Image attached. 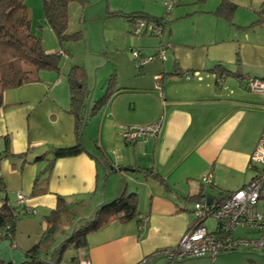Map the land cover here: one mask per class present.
Masks as SVG:
<instances>
[{
	"label": "crops",
	"instance_id": "1",
	"mask_svg": "<svg viewBox=\"0 0 264 264\" xmlns=\"http://www.w3.org/2000/svg\"><path fill=\"white\" fill-rule=\"evenodd\" d=\"M248 32L238 40L241 75L229 74L238 78L241 88L238 92L229 88L227 94L236 93L234 97L226 96V78L213 69L217 63L235 68L232 57L226 58L233 44L220 45L225 53L215 48L224 39L178 43L164 53V59H153L138 68L129 55L131 48L154 55L157 46L139 44L124 51L110 48L106 42L104 49H93L89 66L81 63L87 87H92L94 76L93 92L100 84L97 98L113 75L114 91L102 109L87 118L81 138L85 150L57 158L49 172L47 191L34 196L30 195L33 180L45 167V161H35L34 156L52 146L76 144L78 139L68 112V63L58 72L41 70L37 81L6 89L3 99L8 105L0 108V179L5 186L0 204L7 201L19 209L29 207L44 218L61 195L68 204L65 210L74 212L73 220H82L99 204L135 192L139 214L128 220L114 218L89 233L86 247L76 255L85 254L90 264H220L219 258L210 256L176 262L163 251L174 247L194 223L196 195L210 197L209 203L218 202L223 197L220 191H233L254 174L248 161L264 129V91L246 87L243 79L264 80V40L260 34L250 37ZM187 70L198 73L185 78ZM158 119L157 135L131 141L124 138L129 126ZM6 140L11 154L3 152ZM22 152L24 156H17ZM109 165L120 170L108 172ZM245 170L252 171L247 179ZM207 172L211 173L208 185L201 181ZM222 172L225 175L216 176ZM227 174L231 177L225 178ZM100 178L104 180L102 194ZM13 191L25 196L23 203H18ZM26 214L16 219L12 243L25 250L39 241L46 226L45 218L38 225L34 218L25 223ZM66 228L64 224L60 229ZM58 239L52 236L44 250L53 252Z\"/></svg>",
	"mask_w": 264,
	"mask_h": 264
},
{
	"label": "rangeland",
	"instance_id": "2",
	"mask_svg": "<svg viewBox=\"0 0 264 264\" xmlns=\"http://www.w3.org/2000/svg\"><path fill=\"white\" fill-rule=\"evenodd\" d=\"M84 1V6L75 2L68 5L67 30L68 32L77 30L82 31V39L78 41L64 40L60 42L45 19L42 0H24L31 19V32L41 39L45 51L56 53L61 52L59 67L61 69L64 62L68 63L67 72L72 64L86 62L89 66L90 58L92 57H89L90 52L98 47L104 49V44L106 42L108 43V47L120 48L124 51H128V49H130L129 46L136 47L139 44H143L145 47L157 46V51L160 45H164L166 52L171 51L174 47L177 48L178 45L176 44L178 43L182 44L183 42H192L194 40L202 43L210 42L211 40L219 38L224 40L217 43L215 48H222L225 53V49L220 47V45L227 42L232 43V52L231 54H228L226 58L232 57L233 63L236 62V59H239V63L242 64L240 41L238 40L242 39L241 36L244 35L245 31H249L248 33L250 37L253 35L258 36L260 34L261 39L264 40V23H255L258 17L257 11L260 8L259 6L261 5L262 0H231L236 4L232 12L231 21L214 13L220 0H174L171 5L166 3L169 0ZM113 11H119V15L110 14V12ZM136 11H146L148 15L161 17L163 24L158 25L162 29L160 35L147 32L135 33L133 31L134 21L140 19H134L132 21L127 15ZM148 22L150 25L155 24L152 21ZM129 55L132 57L131 51H129ZM156 58L161 59L158 55L154 54L151 60ZM134 64L136 65V61H134ZM224 65L232 71L236 69V66H234L235 68H231L226 63H224ZM183 73H187L189 77L191 74H197L198 72L196 71V73H192L187 70ZM224 77L226 78L224 85L227 87L223 92H226L227 94L229 88L234 89L235 92L240 91L241 88L238 87L236 82L238 78L229 74H225L223 78ZM94 80L93 76V84ZM217 80L219 79L217 78ZM104 81L102 83H104ZM219 81L221 82L222 80L220 79ZM229 82H234L235 84L231 85ZM99 87L100 84L97 85L96 91L93 92L92 99H95ZM235 94H227L226 96L234 97ZM251 173L252 171L245 170V179L249 178ZM223 175L225 174L222 172L216 176ZM228 177H231V175L227 174L225 176V178ZM239 177H241V175ZM216 178H214V181L219 184L220 181L218 182ZM99 182V190L102 194L104 180L100 178ZM42 193L45 192L39 194ZM13 195L16 197L15 191H13ZM23 197L25 198L24 195ZM141 203L143 204V202ZM141 203L139 204V209L141 208ZM188 204V209H191L192 202L189 201ZM143 208V210H145V207ZM257 209L264 212V200L257 203ZM50 211L51 209L48 210V212ZM66 212L67 213L62 215L58 229L53 236L59 238L53 246L59 245V243L66 238L65 230H68L67 233L70 232L78 220V218L73 220V217H75L73 211L68 210ZM25 213H28L26 214L27 216L23 218L25 223H28L30 219L34 218L35 223L38 225V221L44 219L43 215L34 213V210L31 209ZM25 213H22L21 215L23 216ZM64 224L67 225V228L65 230L60 229ZM205 225L210 230L213 229L215 226L214 218L212 216H207L205 219ZM236 231L241 234L244 233V230L241 229H237ZM25 251L26 250L22 249L20 246L16 247L14 244L12 245L10 239L0 238V264H32L25 256ZM77 252L78 249L72 244H69L61 254L59 264H74L72 257L76 256ZM40 257L41 259L49 261L52 257V253L50 250L42 251ZM216 258L220 259V264H264V250L231 251L221 253L217 255ZM188 260L190 259H187L186 261Z\"/></svg>",
	"mask_w": 264,
	"mask_h": 264
},
{
	"label": "trees",
	"instance_id": "3",
	"mask_svg": "<svg viewBox=\"0 0 264 264\" xmlns=\"http://www.w3.org/2000/svg\"><path fill=\"white\" fill-rule=\"evenodd\" d=\"M72 2L84 6L85 1L42 0L45 19L60 42L82 39V31L68 32L67 30L68 5ZM235 6L236 4L231 0H220L214 13L231 21ZM110 14L118 15L119 11H113ZM257 14L258 17L255 23H264V0L261 2ZM127 17L132 21L141 18L146 21H152L155 24H163L161 17L151 16L143 11L131 12ZM30 25L31 19L24 0H0V108L8 105L3 99V93L6 89L18 87L26 82L37 81L40 78L41 70H55L58 72L60 69L59 59L61 53L45 51L42 47L41 39L31 32ZM234 65L236 66L234 71L223 63H217L213 69L216 70L219 77L225 74L241 75L239 74L241 70L239 59H236ZM66 75L69 84L70 101L68 112L74 118V129L78 138L85 116V103L89 93V88L86 84V71L82 64H72ZM113 80L114 76L111 75L104 92L99 97L92 99L88 117L96 114L105 105L109 95L114 91ZM243 80H245L244 83L248 87L246 84L247 78ZM83 150L85 149L82 141L77 139L76 144L52 146L50 149L35 155L34 160H44L45 167L43 171H40L35 176L30 195L34 196L47 191L49 172L57 158L77 155ZM3 152L11 154L8 151L7 140L6 148ZM17 156L22 157L24 153H19ZM93 157L98 160L102 158L97 155ZM4 190V183L0 179V191ZM225 193L220 191L222 195H225ZM200 194L196 195V199H199ZM67 207L68 204L64 197L57 195L56 206L44 216L46 226L41 233L39 241L25 251V256L30 263L49 264V261H55L59 264L61 254L69 244H72L77 249H83L87 245V235L89 233L96 231L114 218L128 220L139 214L136 193H122L111 201L99 204L91 216L77 222L73 229L66 233V238L51 252L52 257L49 261L41 259L40 254L45 251L47 241L56 233L59 221L66 212L65 208ZM20 209L7 201H3L0 204V231L2 232L0 238L10 239L11 244L14 242L16 219L19 217L17 214ZM79 257L78 255L72 257L74 264L78 263Z\"/></svg>",
	"mask_w": 264,
	"mask_h": 264
},
{
	"label": "built area",
	"instance_id": "4",
	"mask_svg": "<svg viewBox=\"0 0 264 264\" xmlns=\"http://www.w3.org/2000/svg\"><path fill=\"white\" fill-rule=\"evenodd\" d=\"M173 1L169 0L166 3L171 5ZM138 19L140 20L134 21L133 24L135 33L147 32L160 35L162 32L161 27L158 26L161 24L150 25L148 21ZM164 53V45H160L156 55L164 59ZM131 54L136 61L135 67L137 68L151 60L153 56L141 54L138 49H131ZM184 77L188 78L187 73H184ZM246 81L250 89L264 91V80L247 78ZM160 124L161 120L158 119L147 124L131 125L124 131L123 136L128 141L138 137L155 136L159 132ZM248 167L254 170L249 181L227 192L218 202L208 203L206 199H198L194 202V223L188 227L174 247L163 251L169 260L198 256L214 258L221 253L231 251L264 250V212L257 209V203L264 200V129L249 157ZM201 181L203 184H210L211 173L203 174ZM16 197L18 203L24 202L22 193L17 192ZM29 210V207H23L17 215L20 216ZM207 216H212L215 220L212 230L204 224ZM237 229L244 230L247 234L240 235ZM48 263L57 264L55 261ZM77 264H90V261L82 254Z\"/></svg>",
	"mask_w": 264,
	"mask_h": 264
},
{
	"label": "water",
	"instance_id": "5",
	"mask_svg": "<svg viewBox=\"0 0 264 264\" xmlns=\"http://www.w3.org/2000/svg\"><path fill=\"white\" fill-rule=\"evenodd\" d=\"M93 87H94V84L92 85V87L89 89V93H88V96H87V99H86V103H85V116H84V119H83V122H82V126H81V130H80V133H79V135H78V140H80L81 141V136H82V133H83V131H84V128H85V125H86V121H87V118H88V111H89V108H90V103H91V101H92V92H93ZM115 170H120V167L119 168H115L113 165H109L108 166V172L109 171H115ZM123 170H127V168L126 167H123ZM206 200L208 201V203L210 202V200H211V198L210 197H206ZM91 216V215H90ZM83 219H85V218H83ZM82 219V220H83ZM79 221H81V219H78L77 221H76V224H77V222H79ZM75 224V225H76ZM74 225V226H75ZM176 262H180V261H182V260H180V259H176L175 260Z\"/></svg>",
	"mask_w": 264,
	"mask_h": 264
},
{
	"label": "clouds",
	"instance_id": "6",
	"mask_svg": "<svg viewBox=\"0 0 264 264\" xmlns=\"http://www.w3.org/2000/svg\"><path fill=\"white\" fill-rule=\"evenodd\" d=\"M180 260H182V259H180Z\"/></svg>",
	"mask_w": 264,
	"mask_h": 264
}]
</instances>
